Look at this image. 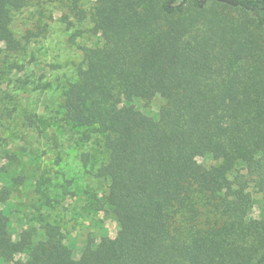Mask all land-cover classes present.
I'll return each instance as SVG.
<instances>
[{
	"label": "trees",
	"instance_id": "16d2710c",
	"mask_svg": "<svg viewBox=\"0 0 264 264\" xmlns=\"http://www.w3.org/2000/svg\"><path fill=\"white\" fill-rule=\"evenodd\" d=\"M0 0V53L20 48ZM97 40L64 93V119L105 135L98 169L117 240L75 258L51 223L18 237L1 207L11 264H264V0H96ZM0 72H3L0 69ZM2 93L0 92V98ZM160 99L152 116L137 102ZM212 155L220 164L205 165ZM2 170L0 169V176Z\"/></svg>",
	"mask_w": 264,
	"mask_h": 264
},
{
	"label": "rangeland",
	"instance_id": "374dc122",
	"mask_svg": "<svg viewBox=\"0 0 264 264\" xmlns=\"http://www.w3.org/2000/svg\"><path fill=\"white\" fill-rule=\"evenodd\" d=\"M96 0H24L11 9L10 28L20 43L0 53V192L15 236L32 230L42 239L48 223L60 226L75 258L103 236L117 240L119 224L104 202L107 187L98 169L108 157L105 135L64 119V93L78 79L84 49L94 43ZM160 99L137 102L156 116ZM205 165L220 164L212 155ZM252 216L264 197L251 187ZM0 264H11L0 259Z\"/></svg>",
	"mask_w": 264,
	"mask_h": 264
}]
</instances>
